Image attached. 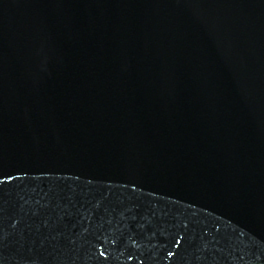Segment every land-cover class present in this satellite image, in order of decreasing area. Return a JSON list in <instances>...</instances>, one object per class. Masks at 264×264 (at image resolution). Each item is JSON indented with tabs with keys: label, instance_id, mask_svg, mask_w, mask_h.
Here are the masks:
<instances>
[{
	"label": "water",
	"instance_id": "obj_1",
	"mask_svg": "<svg viewBox=\"0 0 264 264\" xmlns=\"http://www.w3.org/2000/svg\"><path fill=\"white\" fill-rule=\"evenodd\" d=\"M0 264H264V0H0Z\"/></svg>",
	"mask_w": 264,
	"mask_h": 264
}]
</instances>
